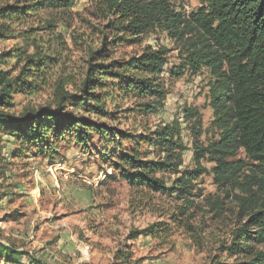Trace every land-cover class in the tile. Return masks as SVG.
<instances>
[{"label":"trees","instance_id":"16d2710c","mask_svg":"<svg viewBox=\"0 0 264 264\" xmlns=\"http://www.w3.org/2000/svg\"><path fill=\"white\" fill-rule=\"evenodd\" d=\"M171 1L103 0L100 13L109 21L110 39L87 54L77 83L59 79L51 104L38 109L16 114L13 99L34 97L48 88L46 77L60 63L62 42H54L55 49L45 54L44 46L34 44L33 54L18 49L0 52V163L4 155L16 160L50 157L58 145L73 143L84 152L96 151L109 163L112 172L106 181L121 180L146 200L155 195L178 199L182 206L176 215L181 217L186 206H193L195 182L208 173L220 194L237 205V223L224 245L226 259L208 264H264V0H198L199 7L187 14L178 12ZM74 2L0 0V39L10 38L6 35L15 32L12 29L27 26L38 13L65 12ZM155 32L165 33L176 44L179 64L170 70L171 78L209 74L214 135L207 145L199 142L198 109H183L192 138L190 170H181L186 147L179 124H147L167 94L161 78L167 51L145 45L138 52L117 53L119 47L142 46ZM2 136L11 139L13 150H4ZM96 138L103 143L99 150L93 143ZM164 176L174 178L167 184ZM210 208L217 218L224 207L214 200ZM168 219L173 227L191 229L175 215ZM167 231L156 223L133 236L161 240L170 234ZM0 261L45 264L2 242Z\"/></svg>","mask_w":264,"mask_h":264},{"label":"rangeland","instance_id":"374dc122","mask_svg":"<svg viewBox=\"0 0 264 264\" xmlns=\"http://www.w3.org/2000/svg\"><path fill=\"white\" fill-rule=\"evenodd\" d=\"M102 2L75 0L65 12H40L27 26L12 29L15 32L6 35L10 38L0 39V52L18 49L33 54L35 46H44L41 50L45 54L55 49L54 42H62L63 48L58 56L60 63L46 77L48 88L30 98L15 96L12 112L20 114L27 108L51 104L59 79L78 82L87 54L110 39L109 21L100 13ZM171 3L182 14L199 7L198 0ZM145 38L142 46L119 47L118 56L138 52L145 45L167 51V67L161 76L167 94L157 115L148 117L147 124L149 128L179 124L186 147L181 170H190L194 166L192 138L183 120V109H198L202 125L199 142L207 145L214 135L207 98L209 74L204 71L195 77L185 74L179 79L171 78L170 70L179 64L176 44L161 32ZM1 140L5 151L13 150L15 145L9 137L2 136ZM93 143L98 150L103 144L97 138ZM58 146V152L50 157L37 155L16 160L3 156L0 242L12 244L45 264H208L212 259H226L224 245L237 223V205L230 196L220 194L210 174L195 182V197L190 198L193 206H186L187 212L181 217L176 214L182 203L175 197L155 195L146 200L121 180L106 181L112 170L96 151L84 152L68 142ZM237 157L243 158L241 153ZM173 178L164 176L167 184ZM214 200L224 207L217 218L210 208ZM170 215L191 229L173 227ZM156 223L167 226L170 234L161 240L142 235L134 238L135 232Z\"/></svg>","mask_w":264,"mask_h":264},{"label":"crops","instance_id":"0c3cea01","mask_svg":"<svg viewBox=\"0 0 264 264\" xmlns=\"http://www.w3.org/2000/svg\"><path fill=\"white\" fill-rule=\"evenodd\" d=\"M0 264H4L3 261H0Z\"/></svg>","mask_w":264,"mask_h":264}]
</instances>
